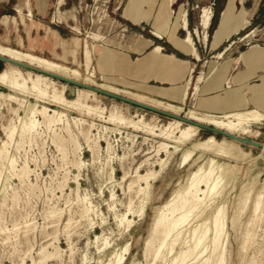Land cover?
<instances>
[{
	"label": "bare ground",
	"instance_id": "6f19581e",
	"mask_svg": "<svg viewBox=\"0 0 264 264\" xmlns=\"http://www.w3.org/2000/svg\"><path fill=\"white\" fill-rule=\"evenodd\" d=\"M156 1L157 0H129V2L125 6L124 15L130 18L134 22H140L141 20L148 19L150 17V13L144 11V7L146 5L153 6ZM174 1L175 0L160 1L159 10L155 19V28L153 30V34L157 38H163L165 34L170 33L172 39H175V41H179L190 52V54L194 55L195 58L199 60L200 55L198 53L195 40L193 38V33L200 34V30L197 27L194 28V31L190 29L188 11L182 5L176 11H174L171 8V5L174 3ZM64 4H65V0H58L56 19H58L59 22H67L68 25L69 18L72 17V19H75L76 15L70 9H65L63 12L62 11L63 9L61 10V7ZM235 5H236L235 0H230L228 5L226 6V9L223 11L220 26L217 28L214 34V44L220 43L224 38L229 36L228 34H230V28L237 20L235 15ZM173 12L175 14L174 25H173L174 28L170 32ZM28 14L32 15V12L29 11ZM241 14H242L241 19H238L237 22L235 23L236 24L234 27L235 30L244 26L249 21L246 16L247 11L242 10ZM212 17H213L212 8L203 7L201 10L199 23L201 27L204 29L205 43L208 41V28L211 25ZM178 27H181L187 32L185 37L180 38L175 35V31ZM74 28L77 29L78 32H80L78 26H74ZM93 37L97 39L100 36L97 33H94ZM229 46L230 45L226 46L224 50L220 51L217 54V57L218 58L223 57L225 52L229 49ZM80 48L82 49L81 55H83V63H84L83 70H81L80 67H73L68 64L70 60L69 56H71L74 61H78ZM134 49H136L137 52L140 53H143L149 49H151V51H149L142 59L140 58L142 61L139 62L137 61L136 63H131L130 65L128 61H124V58L122 56L117 55L112 50L98 47V45L94 43L90 44L89 41L87 40L84 42L83 45V42H81V39L77 36L74 37L69 42L63 41L64 54L61 57L62 61L53 60L48 57L35 54L33 52H29L23 49L15 48L0 43V55L19 62L29 64L31 66L40 68L47 72L59 74L67 78H71L83 82L90 86H94L115 94L128 97L135 101L171 112L176 115L184 116L185 118L193 120L195 122L214 126L216 128H219L221 130H224L226 132L238 136L250 138L252 134L259 133L258 130L253 129V125L262 124L264 121V75H261V83L250 86L251 97L244 99L243 101L244 108H239L236 110L227 111L223 113L206 112V111H201L196 107L186 108V100L189 95V90L193 84L192 73L194 71V67H191L189 72V77L187 78L186 82L181 88L180 103H176L171 100H166L152 95L144 94L139 91L133 90L127 86L122 87L117 85L116 82H119L121 80H118L117 77L110 75L111 73L110 74H108L109 72L107 73V71L111 69L109 67L110 65L113 66L114 70L116 71L117 70L121 71V69H125V68L133 69L136 71L139 69L141 70L140 67L144 66L146 63L151 64L152 66H154L155 64L157 65L160 64L161 66L162 65L165 66V68L167 66L169 67L172 64H174L175 66L184 67V65L190 63L189 60L178 58L175 54L164 53L163 47L161 45L155 43L153 39L145 38L143 35H140V38L136 43ZM254 52L264 53V49H259L258 47L253 46L248 53H242V55L236 58L235 61L238 62L241 58L246 61L249 58V56H251V54ZM95 54L98 60V66L102 71L101 81L97 80L96 78L97 71L92 66V62L95 57ZM6 63L7 66L2 70L0 69L1 70L0 85L3 86V88L5 87V90H0V119H2L5 116L4 115L5 109L13 113L14 116H12L9 119L8 123H3V122L1 123L4 136H6V139H2L0 136V185L3 187L1 189L2 191L0 192H3V190L8 185L7 184L8 176H9L8 172H7L8 176L5 175V177H7L5 181L3 182L2 180V174L4 168L7 169V171L9 170L15 171V173L22 179L24 178L27 179L31 171V168L27 163H24L21 166V168L17 169L16 160H15L16 157L13 156L14 154L13 155L10 154L11 151L9 152V145L11 144V142L17 140L16 139L17 137L23 139L25 137H32L38 134L39 133L38 129L39 127H41L42 124H45L48 129L54 132V135L58 141H63V137H61V135L57 133V129L60 127V129L64 128L65 130H67V132L69 133L68 136L71 139L70 143L71 142L73 143L76 153H79L83 148L79 139V135L84 136L93 154L98 153V151L101 149L99 142L97 141V139L93 140V138H91L92 133L90 134V130L86 131L84 129L83 125L87 120L83 117L72 116L70 114V110H76L82 115H89L94 118L98 117L100 118L99 120H101V118H105L112 122L126 123L129 126L144 130L146 132H149L150 134H153L155 136H160L163 139H165V141H162L159 144V147L157 149V156L158 153H160L161 151H164L166 153L165 154L166 157H161L157 163L159 168L148 167V169L145 172H142L140 168L143 164H140L135 170V173H132L130 175V173L126 171L123 175L122 182L127 180L129 181L128 189L132 190L134 188H137V193L141 195V200L137 207L134 206L133 199H130L129 200L130 202L128 201L129 204L127 205L126 211L119 212L116 208L117 199H118L117 195L115 192L113 191L111 192L110 199L112 200V202L108 203L109 208L114 212L118 227L122 228L124 231H130L135 223V219L131 218L130 215L133 216L136 215L139 217V219H143L145 217L147 206L151 200L155 181L166 170L172 158L178 151H182L181 159L179 162L180 167H185L191 165L192 163L196 164V168L190 171V173L188 174L185 180H180L178 182L177 186L173 189L172 193L167 198V200L163 202L161 205L157 206L154 211L151 225L149 228V233L146 238L145 247H144L145 256L147 258L152 256V260L150 261L149 264H158L159 262L165 264H213L214 259H215L214 264H227V249L229 244L230 227H232L238 232L240 236L241 247L242 249L245 250L244 253H246L247 255V253L250 251L249 249L251 248L252 244L257 240L256 233L254 231L257 225L254 226V224H256L254 222L255 220L257 221V219L264 216V179L262 180L260 178L261 171L255 172V168L258 167L259 159L264 161V147L259 148L260 153L258 156L252 157L253 155H251V152L246 151L242 148L241 144L246 145L245 143L239 142L235 139L228 138L223 135H222L223 137L218 138L215 133L209 134L204 138H197L202 128H200L195 124L185 123L182 120L168 116L166 117L170 118V120L166 124H162V125H159L151 121H147L145 119L146 112H153L157 115H162V114L132 104L131 105L134 106L135 108L142 110L141 114L138 115L137 119L125 114L117 107L112 108L109 114H107L106 111L107 108L105 106H102L101 104L98 103L97 104L91 103L89 100L90 99L97 100L99 96H103V97H108V96L99 94L90 88H84L69 84L67 82L60 81L47 74L36 72L30 69H25L16 64H12L8 62ZM216 71H217V65L216 63H214L210 72L208 73V77L210 74H215ZM155 76L160 77L161 75L155 74ZM204 79L205 76L203 75H200L197 78V81L193 86L194 88L193 93L195 95L200 90L199 83L202 82ZM129 83L130 85L133 86L136 85L135 87L141 86L143 84L138 82H134V83L129 82ZM229 83L230 80L228 81V87L231 86ZM59 84H61V87L59 86ZM6 88L8 89V91H6ZM67 89L76 90L77 93L76 97L72 99L67 97L65 94ZM249 100H252L255 103L254 107H250V108L247 107ZM40 101L52 104L55 107H51L46 103L40 104ZM13 103L17 104L18 106L14 107ZM238 106L241 105L239 104ZM21 110L23 111V114L20 113ZM93 124H91V126H93ZM75 129L77 130L76 132ZM125 136L127 137V135ZM30 140L31 139H29V141ZM262 144L264 145V143ZM251 146L256 147L254 145ZM129 148L127 147V149ZM108 151H109V157L111 159L114 158V155L112 154H114L115 152L110 142H108ZM13 152L15 153V151ZM131 154L134 153L131 152ZM131 156L134 157L133 155ZM122 157L124 156H119V159H122ZM247 159H250L253 162L247 168V172H246L247 174L241 182L239 192H237V188H238L237 184L241 178V169L238 164ZM4 161H6V163ZM73 163H75V165L77 166V168H79V170L86 164L85 160H83L79 154H77L76 160L75 162L73 160ZM122 168L124 169L125 167L123 166ZM102 169L103 168H101L100 172L102 171ZM109 180L111 182L116 181L115 166L112 164L110 166V171H109ZM44 184L46 185V181ZM79 186L80 185L78 183V188ZM233 192L235 193L234 196L237 197L238 201L235 210L233 211L232 214H230V209H229L230 200L228 201V199H229V194ZM78 198L82 204L80 215L82 216V218L85 217L86 219H88L91 226H94L95 221H93V218L90 215L91 213H96L98 215L97 208H95L92 201L87 195H85L84 197L79 196ZM247 210H250V215L248 218V223L246 228H243L242 216ZM55 213L56 212L52 211V214H50V216L54 215ZM46 217H48V215ZM60 221L61 220H59V222ZM102 221L103 222L105 221V217H102ZM67 224H70V220L68 221ZM249 225L253 226L254 229ZM14 230H17V228ZM28 234H30V232ZM45 234L46 233H44V235ZM57 236L58 235H56V237ZM29 240L28 243H31L29 242ZM34 240L36 241V239ZM94 242L96 243L97 251L100 253L99 258L97 259V264H125L128 259V256L131 254V245H132L131 240H128L123 246L117 247V246H112L113 244L108 236H105L104 234L102 235L96 234ZM48 249L47 246L41 247V249L39 250V258L38 259L33 258V264H41V262H44L53 257H58L60 255V250L58 246L55 247V250L53 251H50ZM107 251H110L109 256L107 255ZM84 260L87 261L88 263V261L91 259H89V256L85 254ZM245 261H243L241 264H244ZM131 264H135V260H133Z\"/></svg>",
	"mask_w": 264,
	"mask_h": 264
},
{
	"label": "rangeland",
	"instance_id": "374dc122",
	"mask_svg": "<svg viewBox=\"0 0 264 264\" xmlns=\"http://www.w3.org/2000/svg\"><path fill=\"white\" fill-rule=\"evenodd\" d=\"M160 1L161 0H157L153 6L146 5L144 7V11L150 13V17L148 19L141 20L140 22H134L124 15L125 6L129 2V0H65L63 9L72 10L75 13L76 18H69L68 25L67 22H59L56 18L54 19V21L58 24H64L65 26H67V29L69 30V35L73 34L75 35V37H79L81 39V42H83V45L84 42L87 40L90 44L94 43L97 44L98 47L112 50L117 55L122 56L124 58V61H128L130 65L131 63L142 61L141 59L146 55V53L151 51V49H149L143 53H140L137 52L136 49H134L136 43L140 38V35H143L145 38L153 39L157 44L163 46L164 53H174L178 58L187 59L191 63V61H193L192 54H190V52L179 41H175V39H172L170 33L165 34L163 38H157L153 34V30L155 28V19L159 10ZM229 1L230 0H175L174 3L171 5V8L176 11L182 5L188 11L190 29L194 31V28L197 27L200 30V34L193 33V38L195 40L198 53L200 55V59L196 61L194 60L197 63V66L194 67V71L192 73V86L195 85L197 78L200 75L205 76V79L199 84L207 82L208 79L210 80L211 78H214V76H217L220 68L223 65H225V67L228 68L230 72L234 66L236 67V69L244 70L247 65L255 64V69L259 70L254 71V74L256 75L252 76V80H248V82H246L244 85V87L246 88L245 93L247 96L249 94L248 90L250 89V86L261 83V75H264V53L254 52L251 54V56H249L246 61L241 58L238 62H236L235 59L240 57L242 53H248L253 46L258 47L259 49H264V0H235V15L237 20L241 19V11L245 10L247 11L246 16L249 21L244 26L235 30L234 27L236 25L235 23L237 22L236 20V22L230 28V34H228L229 36L224 38L220 43L214 44V34L217 28L220 26L222 13L226 9V6L228 5ZM203 7H211L213 10L211 25L208 28V41L206 43L204 42V29L199 23L200 14ZM174 15L175 14L173 12L170 32L174 28ZM74 26H78L80 32H78L77 29L74 28ZM94 33H97L100 37L97 39L94 38ZM186 33L187 32L181 27H178L175 31V35L180 38L185 37ZM228 45H230L229 49L225 52L223 57L218 58L217 54L220 51L224 50L225 47ZM81 54L82 49L80 48L78 61L70 59L68 64L73 67H80L81 70H83L84 63L83 55ZM96 54L93 59L92 66L97 71V80L101 81L102 71L98 66ZM190 63L189 66L191 65ZM214 63H216L217 65V71L215 72V74H210L208 77V73L210 72ZM6 66L7 63L0 61L1 70ZM156 66L165 67L163 65L161 66L160 64H155L154 66H152L151 64L146 63L140 68L146 70L147 68H153ZM109 67L111 69L107 71V73L109 72L108 74L111 73L110 75H113L117 77L118 80L123 81L116 82L117 85L122 87L127 86L129 88H138V90L136 91H139L143 88H150L148 86L147 81L149 78H151V74H146L145 76H142L143 78L141 80L139 76H134L131 74L129 76H126V68L121 69V71H116L114 70L113 66L110 65ZM139 71L140 69L136 70V72ZM129 82H138L143 84L141 86L135 87L136 85H130ZM229 84L232 86L231 82ZM227 85L228 84H223V88L231 89V86L228 87ZM59 86L61 87V84H59ZM0 90H5V87L3 88V86L0 85ZM191 90L192 92H194L193 87ZM6 91H8L7 88ZM65 94L71 99L76 97L77 95L76 90L71 89H67ZM197 96L198 93L197 95H195L194 93L191 95L190 99L186 101V108H198V105L196 104ZM89 101L94 104L98 103L102 106H105L107 108V114H109L112 108L117 107L125 114L137 119L138 115H140L142 112V110L135 108L131 104H128L126 102L123 103V101L111 97L99 96L97 100L90 99ZM43 103L46 102L40 101V104ZM46 104L50 105L51 107H55L52 104ZM13 105L14 107L18 106L15 103H13ZM254 106L255 103L252 100H249L247 107L250 108ZM20 113L23 114V111L21 110ZM70 114L72 116L83 117L87 120L83 125L84 129L86 131L90 130V134L92 133L91 138H93V140L97 139L101 149L99 148L100 150L97 154H93L84 136L79 135V139L83 148L80 151L81 153H76L73 143H70L71 139L68 136L69 133L67 132V130H65L64 128L60 129V127L57 129V133L60 134L61 137H63V141H58L54 135V132L48 129L45 124H42L41 127H39L38 134L32 137H25L23 139L17 137L16 139L19 142L17 140H15L16 142H11V144L9 145V152L11 151L10 154H14L13 156L16 157L14 158L16 160L17 169L21 168L24 163H27L31 168V171L27 179H22L15 173V171H7V169H3V182L7 178L5 177V175L9 176L7 187L3 190V192H0V264H33V258H39V250L43 246H47V249L49 248L48 250L50 251L55 250V247L58 246L60 250V255L58 257H53L44 262H41V264H97V259L99 258L100 253L97 251V246L94 242L96 234H104L105 236H108L113 244L112 246L117 247L123 246L128 240H131V254L128 256V259L125 264H131L133 260H135V264H149L152 260V256L148 258L145 256L144 247L146 238L149 233V228L151 225L154 211L157 206L161 205L167 200V198L172 193L173 189L177 186L178 182L180 180H185L190 171L196 168V164L192 163L191 165L180 167L179 162L181 159L182 151H178L172 158L166 170L155 181L151 200L147 206L145 217L143 219H139V217L136 215H130L131 218L135 219V223L130 231H124L122 228L118 227L114 212L109 208L108 203L112 202V200L110 199L111 192L113 191L117 195L118 199L116 208L119 212L126 211L130 199H133V204L137 207L141 200V195L137 193V188H134L132 190L128 189L129 181L127 180L122 182L123 175L126 171H128L130 175L132 173H135V170L140 164H143L140 168L142 172H145L148 167L159 168L157 163L161 157H166V153L164 151H161L160 153H158L157 156V149L159 147V144L162 141H165V139L160 136L150 134L149 132H146L144 130L129 126L126 123L112 122L105 118H101V120H99L100 118L98 117L94 118L89 115H82L76 110H70ZM4 115L5 116L0 119V136L2 139H6V136H4L1 123H8L9 119L14 116V114L5 109ZM145 119L147 121H151L159 125L166 124L170 120V118L166 116L157 115L153 112H146ZM91 124H93V126H91ZM253 129L258 130L259 133L252 134L250 136V139H254L256 141L264 143V121L262 124H254ZM119 130H121L122 132ZM76 131L77 130L75 129V132ZM209 134L214 133L205 129H201L197 138H204ZM125 135H127V137ZM216 136L218 138L223 137L220 134H216ZM29 139L31 140L29 141ZM106 141L110 142L114 149L115 153L112 154L114 155V158L112 159L109 157L108 142ZM125 145L130 148L127 149ZM241 145L244 150L251 152V155H253L252 157L258 156L260 153L259 148L253 147L249 144ZM122 148H124L125 151ZM13 151H15V153ZM131 152L134 154H131ZM77 154H79L80 157L86 162V164L82 168H80V170L79 168H77L75 163H73V160L74 162L76 160ZM131 155H133L134 157H132ZM119 156L124 157H122V159H119ZM247 160H244L243 162H240L238 164L241 169V178L237 184V192H239L241 182L247 174V168L253 162L250 159ZM4 162L6 163V161ZM111 164L115 166L116 181L114 182H111L109 180V171ZM122 165L125 167L124 169L122 168ZM101 168L103 169L100 172ZM257 171H261L260 178L263 180L264 161L260 159L258 161V167L255 168V172ZM37 180H39L40 182ZM45 181L46 185L44 184ZM78 183L80 185L79 188ZM2 188L3 187L0 185V191H2ZM29 188L34 189L31 190ZM123 189L125 193L123 192ZM85 195L90 198L93 205L98 210V215L96 213H91L90 215L93 218V221H95L94 226H91L89 220L85 217L82 218V216L80 215L82 204L78 197H84ZM234 195V192L229 194L228 201L230 200V214H232L235 210L238 201L237 197H235ZM53 206L56 207L54 208ZM52 211L56 212L54 214L55 217L54 215L50 216V214H52ZM45 214L46 216L48 215V217H46ZM249 215L250 210H247L242 216L243 228H246L247 226ZM102 217H105L104 222L102 221ZM46 219L47 221H49L47 222ZM59 220L61 221L59 222ZM69 220L70 224H67ZM102 223L106 224L103 225ZM254 223H256L254 224V226L257 225L255 229L253 226H249L253 227L256 233L257 240L252 244L251 248L249 249L250 251L248 250L249 252L247 253V255L246 253H244L245 250L241 247L240 236L238 232L232 227H230L229 244L227 249V264H241L245 260L246 261L244 264H264V216L257 219V221L255 220ZM16 228L17 230H14ZM29 232L30 234H28ZM44 233L46 234L44 235ZM56 235L58 236L56 237ZM33 237L34 239H36V241L33 239ZM27 239H30L29 242L31 243H28ZM85 254L89 256V259H91L88 261V263L84 260ZM109 254L110 251H107L108 256ZM214 262L215 259L213 260V264ZM158 264L165 263L159 262Z\"/></svg>",
	"mask_w": 264,
	"mask_h": 264
},
{
	"label": "crops",
	"instance_id": "0c3cea01",
	"mask_svg": "<svg viewBox=\"0 0 264 264\" xmlns=\"http://www.w3.org/2000/svg\"><path fill=\"white\" fill-rule=\"evenodd\" d=\"M57 2L58 0H0V43L62 61L63 41L69 42L75 35H69L67 26L54 21L57 14ZM29 11L32 15L28 14ZM192 58L190 66L189 64L184 67L172 64L167 68L156 66L146 70L141 69L139 72L127 69L125 75L139 76L142 80V76L151 74V78L147 81L150 88L140 89L139 92L180 103L181 88L189 77L191 67L197 66L195 61L198 59L194 55ZM224 67L225 65L220 68L217 76L199 84L200 90L196 97L199 110L213 113L232 111L244 108V99L251 97L250 89H247L249 94L246 96L244 85L256 75L254 71L259 70L255 69V64L247 65L244 70L236 69L234 66L230 72ZM155 74L161 76L156 77ZM229 80L232 83L231 89H224L223 84H228ZM192 87L187 100L193 94ZM130 88L138 90V88ZM239 104L241 106H238Z\"/></svg>",
	"mask_w": 264,
	"mask_h": 264
},
{
	"label": "water",
	"instance_id": "95a60500",
	"mask_svg": "<svg viewBox=\"0 0 264 264\" xmlns=\"http://www.w3.org/2000/svg\"><path fill=\"white\" fill-rule=\"evenodd\" d=\"M0 61L1 62H5V63L8 62V63L16 64V65L21 66L22 68H25V69H30V70H33V71H36V72L47 74V75H49V76H51L53 78H56V79H58L60 81H63V82H67V83L72 84V85H76V86H80V87H84V88H90V89L96 91L99 94H103L105 96H108V97H111V98H115V99L130 103L132 105H136V106L142 107L144 109H148V110L154 111V112L162 114L164 116H168V117H172V118H176V119L182 120L185 123L195 124V125L199 126L202 129L208 130V131H210L212 133H215V134H220V135L226 136L228 138L235 139V140H237L239 142H242V143H245V144L254 145V146L258 147V148H263L264 147V145L261 142H259V141H255V140H252L250 138L238 136V135L226 132L224 130H221L219 128H216L214 126H210V125L202 124V123H199V122H195L193 120L185 118L184 116L176 115V114H173L171 112H168V111H165V110H162V109H159V108L152 107L150 105L135 101V100L130 99L128 97H125V96H122V95H119V94H115V93H112V92H109V91H106V90H103V89H100V88H97V87H94V86H90V85L85 84L83 82H80V81H77V80H74V79H71V78H67V77L59 75V74H55V73H52V72H47V71L42 70L40 68H36V67L31 66L29 64L13 60V59H10V58L2 56V55H0Z\"/></svg>",
	"mask_w": 264,
	"mask_h": 264
}]
</instances>
